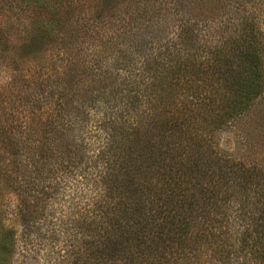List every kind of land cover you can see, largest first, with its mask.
<instances>
[{"label": "trees", "instance_id": "1", "mask_svg": "<svg viewBox=\"0 0 264 264\" xmlns=\"http://www.w3.org/2000/svg\"><path fill=\"white\" fill-rule=\"evenodd\" d=\"M227 6L226 0H216L215 9L203 4L207 23ZM243 20L250 32L193 57L178 47L198 23H187L176 38L161 37L158 54L151 35L144 40L151 46L149 67L141 74L102 70L97 58L91 59L96 69L84 62L90 79L79 92L91 99H78L82 108L92 104L90 118L78 127L71 119L79 116L65 109L70 101L61 96L51 141L60 153L46 152L36 161L46 163L31 170L38 175L33 189L50 204L61 196L78 200L77 212L51 220L43 236L48 264H264V184L254 201L237 197L254 191L257 166L225 155L218 137L264 91L263 58L252 50L257 21ZM70 51L60 76L78 66ZM29 135L19 142L22 152L36 149L38 140ZM43 197L37 195L38 203ZM22 211L14 217L34 220ZM5 221L0 217V262L6 264L29 251Z\"/></svg>", "mask_w": 264, "mask_h": 264}, {"label": "rangeland", "instance_id": "2", "mask_svg": "<svg viewBox=\"0 0 264 264\" xmlns=\"http://www.w3.org/2000/svg\"><path fill=\"white\" fill-rule=\"evenodd\" d=\"M226 3L228 8L221 11L214 23H207L201 6L215 9L216 0H0V217L7 218L5 223L19 232L20 246L29 251L24 253L25 257L16 256L6 264H48L49 240L46 242L43 236H48L51 220L58 219L56 223H60L59 217L78 210L75 208L78 200L71 201L73 198L69 196H61L63 200L50 204L33 189L37 186L33 177L38 175L31 170H39L46 163L45 160L36 163L41 155L54 152L51 141L58 128L52 119L56 112H61L60 106H55L62 103L61 96L70 101L65 109L79 116L71 119L78 127L85 125L82 120L90 118L86 111L91 110L92 104L82 108L78 99V94L84 93L79 91L87 89L85 80L90 79L83 72L85 61H90L87 66L92 69L96 67L91 59L97 58V67L102 70L113 72L122 68L141 74L149 67L151 46H146L144 40L151 35L158 44H153V52L158 54L163 51L157 43L161 37L176 38L175 34H180L187 23H198L197 30L194 27L186 34L185 44L178 47L186 50L181 52L182 56L187 52L193 57L214 52L226 39L250 32L251 25H245L243 18L250 22L253 16L257 25L253 28L252 50L262 56L264 71V0H226ZM70 48L71 58L79 62L78 66L74 72L60 76L59 70L68 62L65 52ZM83 95L84 101L91 99L89 92ZM27 127H32L31 131ZM29 133L38 140L36 149L22 152L19 142ZM76 135H81V131L77 130ZM218 137L225 155L257 166V176L250 179L254 191L237 194L242 201H254L264 184V91L250 112ZM41 178L38 180L42 186H47ZM37 195L43 197L42 204L40 199L38 203ZM19 209L23 210L22 215H32L34 220L14 217ZM38 243L46 244L47 250L42 251L45 246Z\"/></svg>", "mask_w": 264, "mask_h": 264}]
</instances>
